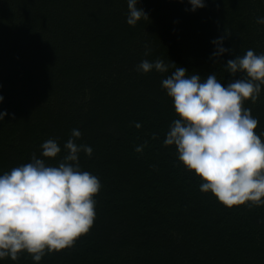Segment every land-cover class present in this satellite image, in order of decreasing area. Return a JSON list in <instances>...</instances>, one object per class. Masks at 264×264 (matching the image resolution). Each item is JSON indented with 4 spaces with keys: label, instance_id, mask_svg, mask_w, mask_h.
I'll return each instance as SVG.
<instances>
[{
    "label": "trees",
    "instance_id": "1",
    "mask_svg": "<svg viewBox=\"0 0 264 264\" xmlns=\"http://www.w3.org/2000/svg\"><path fill=\"white\" fill-rule=\"evenodd\" d=\"M205 5L138 0L146 15L133 26L127 0H0V174L43 158L50 138L61 153L45 159L58 166L77 128L74 142L93 148L79 153L80 170L102 185L94 223L73 246L0 264H264V203L224 205L163 143L179 116L162 79L184 66L226 86L244 75H231L228 59L264 53V0ZM220 36L231 51L210 59ZM144 59L168 72L138 71ZM244 107L264 141V85Z\"/></svg>",
    "mask_w": 264,
    "mask_h": 264
},
{
    "label": "clouds",
    "instance_id": "2",
    "mask_svg": "<svg viewBox=\"0 0 264 264\" xmlns=\"http://www.w3.org/2000/svg\"><path fill=\"white\" fill-rule=\"evenodd\" d=\"M189 3L192 11L206 6L205 0ZM137 4L138 0H127L129 25L146 15ZM257 22L264 23V17ZM224 40L220 36L212 41L216 50L210 59L231 51L223 46ZM224 65L231 75L242 73L243 78L225 86L215 73L202 80L198 73L187 76L188 69L180 66L162 79L179 116L163 143L174 145L178 159L202 178L201 191H211L228 207L247 202L259 205L264 203V141L255 131L258 119L244 102H255L260 96L264 53L248 49ZM153 69L167 73L169 66L160 59H144L137 65L145 73ZM3 100L0 95V102ZM7 115V110L0 112V121ZM81 135L79 129H72L58 166L46 162L61 153L57 141L50 138L40 146L43 158L34 153L31 162L0 174V260L10 257L16 261L27 252L40 262L45 252L71 247L90 230L96 215L94 197L102 185L96 175L80 170L79 153L93 154L91 146L74 142L72 137ZM142 147L136 150L142 151Z\"/></svg>",
    "mask_w": 264,
    "mask_h": 264
},
{
    "label": "rangeland",
    "instance_id": "3",
    "mask_svg": "<svg viewBox=\"0 0 264 264\" xmlns=\"http://www.w3.org/2000/svg\"><path fill=\"white\" fill-rule=\"evenodd\" d=\"M96 50H97V49H96ZM97 53L100 54V55L102 54V56H103V54H104V52L102 53V52H100V51H97Z\"/></svg>",
    "mask_w": 264,
    "mask_h": 264
}]
</instances>
